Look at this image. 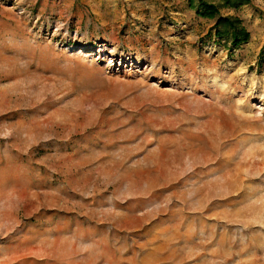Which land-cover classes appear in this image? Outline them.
<instances>
[{
    "label": "rangeland",
    "instance_id": "1",
    "mask_svg": "<svg viewBox=\"0 0 264 264\" xmlns=\"http://www.w3.org/2000/svg\"><path fill=\"white\" fill-rule=\"evenodd\" d=\"M206 1L247 41L187 0H0V264H264V0Z\"/></svg>",
    "mask_w": 264,
    "mask_h": 264
},
{
    "label": "trees",
    "instance_id": "2",
    "mask_svg": "<svg viewBox=\"0 0 264 264\" xmlns=\"http://www.w3.org/2000/svg\"><path fill=\"white\" fill-rule=\"evenodd\" d=\"M250 0H222V4L228 7L237 8ZM189 8L194 9L199 17L214 19V36L217 40H229L234 48L247 41L249 34L243 27L241 20L237 17L222 16L219 14L217 5L206 0H187Z\"/></svg>",
    "mask_w": 264,
    "mask_h": 264
}]
</instances>
